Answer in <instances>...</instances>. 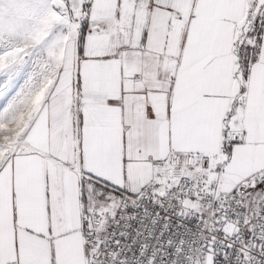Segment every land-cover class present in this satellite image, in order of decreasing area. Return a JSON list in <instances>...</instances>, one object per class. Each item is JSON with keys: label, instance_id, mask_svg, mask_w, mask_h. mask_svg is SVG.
<instances>
[{"label": "snow or ice", "instance_id": "6c2138e0", "mask_svg": "<svg viewBox=\"0 0 264 264\" xmlns=\"http://www.w3.org/2000/svg\"><path fill=\"white\" fill-rule=\"evenodd\" d=\"M0 264H264V0H0Z\"/></svg>", "mask_w": 264, "mask_h": 264}]
</instances>
